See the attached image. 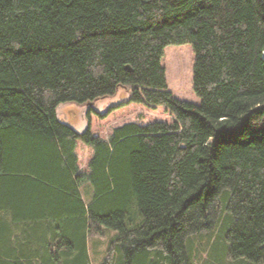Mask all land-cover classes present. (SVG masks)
I'll list each match as a JSON object with an SVG mask.
<instances>
[{
    "label": "trees",
    "instance_id": "trees-1",
    "mask_svg": "<svg viewBox=\"0 0 264 264\" xmlns=\"http://www.w3.org/2000/svg\"><path fill=\"white\" fill-rule=\"evenodd\" d=\"M182 43L199 103L168 88ZM104 229L102 264H199L217 233L208 264H264V0H0V264H91Z\"/></svg>",
    "mask_w": 264,
    "mask_h": 264
},
{
    "label": "rangeland",
    "instance_id": "rangeland-1",
    "mask_svg": "<svg viewBox=\"0 0 264 264\" xmlns=\"http://www.w3.org/2000/svg\"><path fill=\"white\" fill-rule=\"evenodd\" d=\"M195 59V51L191 43L182 44H169L164 49V54L162 56L161 62L166 69V78L168 82V88L174 93V95L181 99L192 103H199L200 97L196 94L193 89V64ZM123 99V93H119L113 98H107L99 102V107H105L107 105L117 103ZM80 107L74 106L67 110L68 119L74 122L77 126H80ZM126 113H124V120H133L139 117V108L137 105H128L124 107ZM146 118V116H145ZM93 128L96 131L101 132V134H106L107 125L105 123H99L94 117ZM86 185L82 186V193L88 195L89 192L86 190ZM110 231L111 236L113 229H107ZM99 233V232H98ZM91 233L96 236V243L93 244L95 248V254L93 256L95 261L101 262L105 255V242L107 237L104 233ZM104 235V236H103ZM220 233L215 234V238L210 240V244L206 245L208 239L201 240L199 244V252L195 254L193 258L199 264H208L209 260L214 257V250L217 245L220 244ZM93 247L91 246L92 250ZM212 248V249H211ZM211 249V250H210ZM231 260H234L230 258ZM102 264V262L100 263ZM225 264H227L225 262Z\"/></svg>",
    "mask_w": 264,
    "mask_h": 264
},
{
    "label": "crops",
    "instance_id": "crops-1",
    "mask_svg": "<svg viewBox=\"0 0 264 264\" xmlns=\"http://www.w3.org/2000/svg\"><path fill=\"white\" fill-rule=\"evenodd\" d=\"M83 197L87 201L90 199L89 195H86L84 193H83ZM101 233H104V235L107 237V239H106L107 242H105V255L103 256L104 259L101 261V262H103L107 258L108 250H109V247H110V242H111L112 236L114 235V232H112V236H111L110 231H108L107 229H104L102 232H99L98 234H101ZM95 243H96L95 234L88 235V238H87V250H88L89 260H90L91 264H100L101 262L98 263V261H95L94 258H93L94 254H95V250H94L95 248L93 247V244L95 245ZM91 246L93 247V250H92Z\"/></svg>",
    "mask_w": 264,
    "mask_h": 264
}]
</instances>
